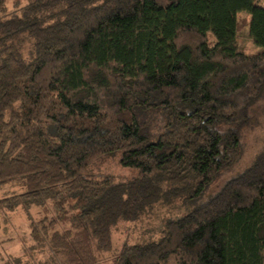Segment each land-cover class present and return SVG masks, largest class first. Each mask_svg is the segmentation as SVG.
Returning <instances> with one entry per match:
<instances>
[{"label":"trees","instance_id":"16d2710c","mask_svg":"<svg viewBox=\"0 0 264 264\" xmlns=\"http://www.w3.org/2000/svg\"><path fill=\"white\" fill-rule=\"evenodd\" d=\"M259 2L28 0L0 18V226L37 208L29 236L46 249L1 264H264V149L210 191L264 92ZM175 202L186 211L157 240L98 258L120 221Z\"/></svg>","mask_w":264,"mask_h":264},{"label":"rangeland","instance_id":"374dc122","mask_svg":"<svg viewBox=\"0 0 264 264\" xmlns=\"http://www.w3.org/2000/svg\"><path fill=\"white\" fill-rule=\"evenodd\" d=\"M28 3V0H6L4 13L0 18L7 17L20 12L21 8ZM264 5V0H260ZM249 16L245 13H239L238 19L241 20ZM209 40H212L209 37ZM236 43L238 50L253 55L260 51L248 33V26H241L236 34ZM260 104L255 107L256 118L252 129L247 130L243 135L242 152L240 158L234 163L230 171L225 173L213 186L211 192L220 189L224 182L232 175L249 166L255 156L264 149V92L261 95ZM104 169L117 178L123 179L133 175V171L121 168L115 159H108L102 165ZM14 187V186H12ZM186 208L179 202L172 204L156 203L138 219L133 221H120L111 233V248L105 252L95 250L98 258L103 263L111 259L112 253L117 251L123 244H141L157 240L162 227L168 220L175 219L184 214ZM40 211L37 208L24 210L21 206L13 211H3L1 213L0 226V264L9 257L20 258L23 261L30 259L43 260L46 258V249L39 250L33 246L30 238L29 223L31 220H37L40 217Z\"/></svg>","mask_w":264,"mask_h":264}]
</instances>
